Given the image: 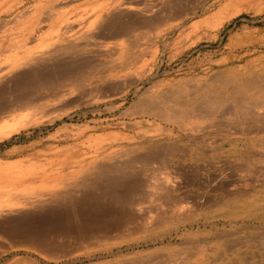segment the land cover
Wrapping results in <instances>:
<instances>
[{
    "label": "rangeland",
    "instance_id": "rangeland-1",
    "mask_svg": "<svg viewBox=\"0 0 264 264\" xmlns=\"http://www.w3.org/2000/svg\"><path fill=\"white\" fill-rule=\"evenodd\" d=\"M112 18L147 24L114 40L103 27ZM24 38L25 51L10 50ZM0 49L2 63L36 57L23 68L32 74L84 66L79 83L37 80L33 102L0 121V165L34 171L17 183L31 186L17 190L31 202L12 211L18 227L78 199L100 164L132 162L122 184L138 185L114 219L85 222L100 206H74V232L51 238L48 256L0 236V264H264V96L233 95L264 84V0H0ZM217 90L196 129L160 115ZM166 145L163 159H132Z\"/></svg>",
    "mask_w": 264,
    "mask_h": 264
},
{
    "label": "bare ground",
    "instance_id": "bare-ground-1",
    "mask_svg": "<svg viewBox=\"0 0 264 264\" xmlns=\"http://www.w3.org/2000/svg\"><path fill=\"white\" fill-rule=\"evenodd\" d=\"M125 5H129V2H126ZM56 13H58V12H55V14H54L51 11V13H49L50 15H48V17L43 18L42 22L46 21L47 24H49L56 17ZM140 24H147V22H145V20L139 22L138 20L136 21L134 19H130V20H118L117 19L116 20V19L112 18L111 20H108L103 25V27H104V29L106 28L109 31V34L107 32V34H108L107 37L112 38L114 40H119L121 37L126 36V35L130 34L132 31H134ZM36 27H37V29H40L41 26L38 24V26L36 25ZM34 28H35V26H34ZM37 29L35 28V30H37ZM67 29H68V27H67ZM27 42L28 41L24 38L21 42L15 43L13 45V48H10V47L9 48H10V50H14L16 53L19 54V53L25 51V49L27 47ZM33 62H38V59L36 57L32 56V54H28V56H26V58L25 57L24 58L21 57V55L15 56L13 59H11L10 61H8L6 63H2L1 59H0V121H3L5 119H7L8 117L16 115L21 109H23L26 106V104L28 102H33V98L29 94H31L32 87L35 85V84L33 85V83H36L37 80H43V82L47 81V82H49L51 84L57 76H62L63 78H70V79H72V82H78V83L80 81H83V79H85L84 75H83V73L81 71V69H84L83 68L84 66H81V65H72L71 64V66H65V67L57 66L56 68H54L51 71H49V73L48 72L45 73L43 76L40 73H38V74L33 73L32 74V72H30V71L28 72V71L23 70L25 65H27V64L29 65V63H33ZM10 80H13L11 86L8 84ZM70 82H71V80H70ZM204 88H205V86H204ZM207 90L208 89H206V91ZM239 91L244 93V96L245 95L246 96L247 95L250 96V95H255V94H259V95L261 94V95L264 96V84L257 83L255 81H251L248 84L246 83L245 85H239L236 88V90L234 91L233 95L234 94L237 95ZM223 96H224V94L220 93L218 90L217 91H213L212 93H210L208 95V98H205V101H203L202 104L197 105L196 108L193 105L187 104L185 102L183 103V102H181V101H179L177 99V101H176L177 106H175L173 108H165L166 106L163 104L165 107L163 106L164 109L161 108V109H163V110H161L163 114L160 113V115H163L164 117L168 118L169 120L172 119V120L176 121L177 123L183 125L185 128L193 129V128H195V125H196L197 122L203 120L202 117L204 116V114L201 111L202 110L201 105L210 104L213 101L221 100V97H223ZM199 97H201V96H199ZM174 98H175V95H174L172 100H174ZM195 102L197 103V101H195ZM254 102H256V101H254ZM260 106H258L257 109H260L259 108ZM157 111H159V110H157ZM260 114H264V109L261 111ZM207 115H208V117L211 116L209 113H207ZM18 116L16 115V117H18ZM214 116H215V114H214ZM263 117L264 116L258 117L257 121H259V120L263 121V119H264ZM253 118H255V117H253ZM204 121H205V119H204ZM23 122H25V120H23L21 122L22 124H20V125L18 124L15 127L13 126L14 129H18L21 126H24L25 123H23ZM198 125H199V123H198ZM8 132H6V133H8ZM172 148H173L172 145L171 146L170 145L162 146L158 150L148 151V153L143 154V155H139V157H135V158H132V159L133 160L141 159V160H148V161H149V159H153V158H157V157L159 159L160 158L163 159L164 156ZM145 162H144V165H145ZM130 163H132V162L126 160V161H123L121 163H115L113 165L112 164L111 165H105V164L104 165H101V164L98 165V167L96 169H94L90 174L86 175L87 177L84 176V178H82L79 181L80 183H78V184L84 187V191L83 190H82L83 192L81 191L82 194L80 196H78L79 197L78 199L75 200L74 197L71 198V196H68L65 199V202L64 203L62 202L63 203L62 206H59L57 209L49 210L50 211L49 213H44V214L40 215L41 217L37 218L36 222H38V223L35 224V226H32L30 228L29 227L28 228H24V229L21 228V227H18V225H17L19 220H21L20 219L21 217L18 216V215L13 217L11 215V213H13L12 211H14L16 206L31 204V202L28 201L27 198H24L23 196H20L19 194H17L18 193L17 190H19V191H21V190H29V189H31V186L27 185V186L23 187V186H21L19 184L17 185V183L22 178L26 177L28 174L34 173V171H29V170L26 171V169H23L22 167H18L16 163H11V162H7L3 166L0 165V178L6 177V178L10 179V181L8 183H6L4 185L0 184V236L6 237L8 239H11L12 243H14V244L22 245V246L25 245V246H28L29 248L31 247V248H33V250L35 249V250H37L39 252H42V253H44V254H46L48 256L49 255L47 253V251L49 250V249H47L48 245L52 244L54 246L53 239H51V238H55V236H57L58 234H60V235L62 234L64 236H67V235L72 234L74 232L73 229L71 228L72 226H74L72 223H73L74 218H76V217H74L75 216L74 213L77 212V210L75 209L76 207H74V206H78L79 207V204L82 205L86 201H88V203H89V200H91L90 204H95L96 203L95 205L100 206L99 208L90 207L91 210H90V208L87 209L86 212H89L88 210H90L89 213H92V214H89L87 217L85 216V218H86L85 222L87 220H89V219L90 220L93 219V220H96V221H101V220L103 221L105 216H107L108 219H111L117 213H120L121 211H123V205L128 201L130 192H133V191L135 192V190L137 189L136 187L138 186L132 180H130V182L125 184V185L122 184L123 183V179H126V181H127V180H129L131 178L130 175H129V174H131L130 173L131 172V164ZM154 166H155V164H154ZM68 178H70V177H68ZM47 182L48 181H42V185L46 184ZM61 184H62L61 180H54L50 185L53 188H55V187L57 188V186L61 187L60 186ZM123 190H126V191H123ZM164 190L166 192L168 191V189H166V188ZM61 191H62V189H61ZM55 196L57 197L58 195L56 194ZM88 203H87V206H89ZM155 203H157V202H155ZM62 208H63V210H62ZM98 209H100V210L98 211ZM71 211H73L74 213H72ZM96 211H98V212H96ZM69 212H71V214H69ZM32 215H30V216H32ZM30 216H29V218H30ZM79 218H81V217H79ZM25 219H24V221H25ZM3 221H6V223H7L6 227L2 226V224H1V222H3ZM120 221H122V220H120ZM31 225H32V223H31ZM85 225H83V226H85ZM57 252H59V251L57 250ZM30 259H32V258H30ZM21 260H22V257H15V258H13L10 261V263L19 264V262ZM155 262H157V261H155ZM143 263L144 262H142V264Z\"/></svg>",
    "mask_w": 264,
    "mask_h": 264
}]
</instances>
